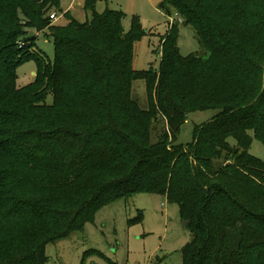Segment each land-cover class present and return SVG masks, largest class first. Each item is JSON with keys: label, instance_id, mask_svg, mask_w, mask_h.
Returning <instances> with one entry per match:
<instances>
[{"label": "trees", "instance_id": "trees-1", "mask_svg": "<svg viewBox=\"0 0 264 264\" xmlns=\"http://www.w3.org/2000/svg\"><path fill=\"white\" fill-rule=\"evenodd\" d=\"M226 1L241 11L264 0H163L194 28L204 53L182 57L172 24L161 37L159 72L151 66L138 72L133 45L144 31L136 19L124 31L123 12L98 13L97 0H85L90 20L69 18L50 29L51 60L32 49L34 34L49 26L45 13L60 0H0V264H46L48 243L140 192L178 205L190 236L182 264H262L264 162L248 150L249 132L264 145V91L253 95L252 83L220 94L218 83L208 91L204 81L217 75L230 86L250 81L258 66L251 55L259 49L245 41L262 35L264 18L250 15L241 31L227 27L220 18ZM28 60L36 64L34 80L17 87L16 69ZM186 77L198 80L199 92L179 85ZM133 79L145 81L147 110L130 96ZM101 80L107 93L95 88ZM205 109L219 112L195 127L191 143L178 144L187 114ZM157 114L168 130L150 143ZM37 173L44 175L40 182Z\"/></svg>", "mask_w": 264, "mask_h": 264}, {"label": "rangeland", "instance_id": "rangeland-1", "mask_svg": "<svg viewBox=\"0 0 264 264\" xmlns=\"http://www.w3.org/2000/svg\"><path fill=\"white\" fill-rule=\"evenodd\" d=\"M163 0H97L95 10L102 13L106 8L121 11L124 14L122 27L124 31L130 29L133 19H136L144 33L134 42L132 69L141 72L150 66L155 72L161 67V37L164 36L170 26H177L178 49L182 57L190 54H203L194 28L184 24L179 15H175L172 7L167 9L160 7ZM226 1L221 6V21L227 27L241 30L247 28V20L250 15H262L264 18V1L250 2L242 6L241 11ZM85 0H60L58 7H51L45 18L49 20V26L42 31H36L35 45L33 50L43 52L49 59L54 58V46L49 36L52 27H65L69 18L79 22L90 20L91 12L84 8ZM216 6V4H212ZM55 13L56 20H51L49 15ZM247 33L250 32L247 30ZM261 33V31H259ZM250 37H253L252 33ZM246 38L245 43L256 49L258 54L251 55L256 61L257 67L254 74L249 76L250 81L244 85H233L225 82L222 75L217 79L208 78L204 81L208 91L212 90L214 83H218V93L222 88L233 89L238 93V88L252 86V94L259 95L264 91V42L257 41V38L264 39L262 35L255 38ZM261 42V45L259 44ZM255 51V50H253ZM257 52V49H256ZM36 71V64L28 60L20 64L16 69L17 87L25 86L34 80L32 72ZM180 86L187 85L194 93L199 92L198 80L193 82L189 77L182 79ZM115 84L113 83L111 87ZM224 85L229 87H223ZM105 81L95 83V88L101 92H108L105 89ZM104 87V88H103ZM238 87V88H237ZM130 96L137 101L142 109L149 108L148 94L145 81L133 79L130 82ZM52 100L51 95L47 96V103ZM264 111V110H263ZM219 111L216 109H205L189 112L186 121L181 124L176 142L187 145L193 141L195 127L209 122ZM102 118H107L106 111L102 108L97 110ZM106 115V116H105ZM165 120L157 114L151 119L149 127V142L156 143L163 138L167 131ZM128 134L132 138L131 132ZM252 142L248 152L264 162V145L249 132ZM170 142V139L167 141ZM230 145H234L232 138L228 139ZM222 161L221 159L219 160ZM35 180L42 181L44 175L37 173ZM190 236L184 228L180 218L179 207L175 203L168 202L163 195L155 193H136L131 197L118 199L102 207L94 216L91 222L84 225L82 231H76L67 237L45 247V254L48 257L46 264H182L181 251L188 242ZM257 259L264 264V250L258 254Z\"/></svg>", "mask_w": 264, "mask_h": 264}, {"label": "built area", "instance_id": "built-area-1", "mask_svg": "<svg viewBox=\"0 0 264 264\" xmlns=\"http://www.w3.org/2000/svg\"><path fill=\"white\" fill-rule=\"evenodd\" d=\"M49 18H50L51 20H56V19H57V16H56L55 13H52V14L49 15Z\"/></svg>", "mask_w": 264, "mask_h": 264}, {"label": "water", "instance_id": "water-1", "mask_svg": "<svg viewBox=\"0 0 264 264\" xmlns=\"http://www.w3.org/2000/svg\"><path fill=\"white\" fill-rule=\"evenodd\" d=\"M160 7H163L162 3L160 4Z\"/></svg>", "mask_w": 264, "mask_h": 264}, {"label": "crops", "instance_id": "crops-1", "mask_svg": "<svg viewBox=\"0 0 264 264\" xmlns=\"http://www.w3.org/2000/svg\"><path fill=\"white\" fill-rule=\"evenodd\" d=\"M35 74V72H32V75H34Z\"/></svg>", "mask_w": 264, "mask_h": 264}]
</instances>
